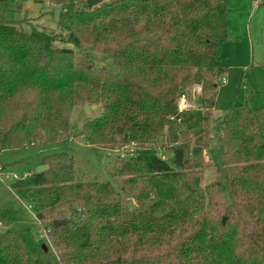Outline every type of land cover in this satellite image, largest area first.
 <instances>
[{
	"label": "trees",
	"instance_id": "obj_1",
	"mask_svg": "<svg viewBox=\"0 0 264 264\" xmlns=\"http://www.w3.org/2000/svg\"><path fill=\"white\" fill-rule=\"evenodd\" d=\"M31 1L59 7L64 34L0 19V153L65 140L71 111L84 102L101 108L82 125L87 145L146 144L165 130L172 142L168 159L142 155L112 173L127 175L134 210L109 182L76 180L63 150L43 155L45 171L12 183L37 219L66 220L46 234L59 264H264V106L230 107L214 183L201 189L195 171L226 73V0ZM58 38L111 54L114 69L75 58L54 46ZM193 86L195 108L178 113L179 95ZM0 225V264H49L25 251L1 210Z\"/></svg>",
	"mask_w": 264,
	"mask_h": 264
},
{
	"label": "rangeland",
	"instance_id": "obj_2",
	"mask_svg": "<svg viewBox=\"0 0 264 264\" xmlns=\"http://www.w3.org/2000/svg\"><path fill=\"white\" fill-rule=\"evenodd\" d=\"M30 3L14 0L19 3V9H13L12 4L0 1V19L13 23L17 29L30 32L32 29L64 34L57 27L53 16V6L44 2ZM112 0H101L108 3ZM228 10V39L220 47L219 58L226 67L224 81L217 91V103L210 110L208 122V143L201 152V165L195 169L199 176L201 189L209 188L216 179L220 159L221 121L226 111L235 104H244L251 108L264 106V0H226ZM54 46L70 48L75 58L88 59L96 68L114 69L112 56L109 53H99L87 47L78 48L71 43L58 38ZM198 88L191 87L186 92L190 102L198 95ZM96 105V104H92ZM195 108V107H194ZM99 105L87 116L82 105H76L71 111L68 133L65 140L48 145H33L29 147L6 149L0 153V167L7 174H16L21 178L26 172L35 171L44 154L55 150H63L72 154L75 163V179L83 182H109L123 202L132 203L135 200L127 192L122 180L126 176H116L112 173L122 161L139 156L156 155L168 159V147L171 140L167 131L161 137L146 144L130 142L119 148L93 147L84 143L79 134L85 120L99 116ZM166 129V127H165ZM15 180L0 179V210L6 215L9 227L18 232L23 239L25 251L33 258H39L49 264H59L57 256L47 241V228L50 221L37 219L28 199L19 197L12 187ZM219 196V197H218ZM216 200L226 199L225 190ZM205 195V204L209 202ZM5 227L0 225V230ZM47 249L43 251L42 246Z\"/></svg>",
	"mask_w": 264,
	"mask_h": 264
},
{
	"label": "water",
	"instance_id": "obj_3",
	"mask_svg": "<svg viewBox=\"0 0 264 264\" xmlns=\"http://www.w3.org/2000/svg\"><path fill=\"white\" fill-rule=\"evenodd\" d=\"M99 2H100V0H87V1H86V4H87L88 7H92V6L96 5V4H98ZM29 3H30V2L27 1V4H29ZM59 13H60V8H59V7H55V8L53 9V16H54V18H55L56 20L59 18ZM96 107H97V105H89L87 102H84L83 105H82V109H83L84 113H85L87 116H89V114L91 113V111H92L93 109H95ZM46 169H47V167H46L45 165H38V166L36 167V169H35V172H36V173H40V172L45 171ZM128 207H129L131 210H134V206H133L132 203H128ZM50 223H51V226H52V227H59V226H61V225L66 224V220H64V219H60V220H58V219H53V220H51ZM42 248H43L44 251H46V249H47L44 245L42 246Z\"/></svg>",
	"mask_w": 264,
	"mask_h": 264
},
{
	"label": "built area",
	"instance_id": "obj_4",
	"mask_svg": "<svg viewBox=\"0 0 264 264\" xmlns=\"http://www.w3.org/2000/svg\"><path fill=\"white\" fill-rule=\"evenodd\" d=\"M223 81L224 79L222 80V82ZM194 107H195V104L193 102H190L186 93H182L179 95L177 99V112L178 113L185 112ZM30 174L31 172H26L23 174V176L20 179L25 178L29 176ZM0 179L2 181H8L9 179L18 180L19 178H17L16 174H7L3 172V169L0 167ZM44 236H46V232L44 233Z\"/></svg>",
	"mask_w": 264,
	"mask_h": 264
}]
</instances>
